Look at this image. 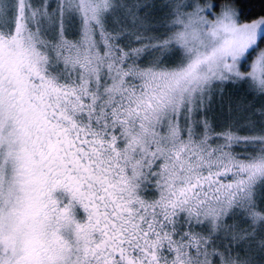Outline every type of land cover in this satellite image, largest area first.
Listing matches in <instances>:
<instances>
[{
	"label": "snow or ice",
	"instance_id": "snow-or-ice-1",
	"mask_svg": "<svg viewBox=\"0 0 264 264\" xmlns=\"http://www.w3.org/2000/svg\"><path fill=\"white\" fill-rule=\"evenodd\" d=\"M237 3L0 0V264H264V14Z\"/></svg>",
	"mask_w": 264,
	"mask_h": 264
},
{
	"label": "trees",
	"instance_id": "trees-1",
	"mask_svg": "<svg viewBox=\"0 0 264 264\" xmlns=\"http://www.w3.org/2000/svg\"><path fill=\"white\" fill-rule=\"evenodd\" d=\"M222 2V0H220ZM243 7V17L254 18L256 16L264 14L261 12V8L264 4H261L259 0H238L237 7Z\"/></svg>",
	"mask_w": 264,
	"mask_h": 264
},
{
	"label": "rangeland",
	"instance_id": "rangeland-1",
	"mask_svg": "<svg viewBox=\"0 0 264 264\" xmlns=\"http://www.w3.org/2000/svg\"><path fill=\"white\" fill-rule=\"evenodd\" d=\"M233 93V88L229 85L226 87V91H225V95L228 96V95H231ZM241 96H242V93H241ZM247 99L251 100V97H248Z\"/></svg>",
	"mask_w": 264,
	"mask_h": 264
}]
</instances>
